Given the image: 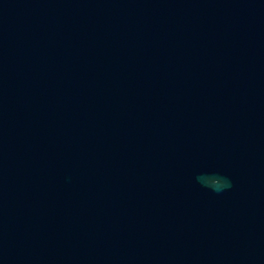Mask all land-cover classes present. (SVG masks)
Here are the masks:
<instances>
[{
  "label": "water",
  "instance_id": "obj_1",
  "mask_svg": "<svg viewBox=\"0 0 264 264\" xmlns=\"http://www.w3.org/2000/svg\"><path fill=\"white\" fill-rule=\"evenodd\" d=\"M0 264H264V0H0Z\"/></svg>",
  "mask_w": 264,
  "mask_h": 264
},
{
  "label": "clouds",
  "instance_id": "obj_2",
  "mask_svg": "<svg viewBox=\"0 0 264 264\" xmlns=\"http://www.w3.org/2000/svg\"><path fill=\"white\" fill-rule=\"evenodd\" d=\"M219 179L222 182H218L216 184H207L206 183V186L212 187L213 190H215V191H220L221 188L224 187V186H230V183L226 181V178L220 177Z\"/></svg>",
  "mask_w": 264,
  "mask_h": 264
}]
</instances>
